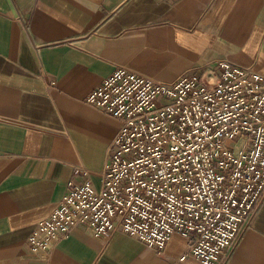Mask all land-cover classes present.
<instances>
[{
  "label": "crops",
  "instance_id": "1",
  "mask_svg": "<svg viewBox=\"0 0 264 264\" xmlns=\"http://www.w3.org/2000/svg\"><path fill=\"white\" fill-rule=\"evenodd\" d=\"M221 58L264 72V0H0V264H203L179 233L159 250L79 225L48 256L26 238L71 178L101 184L121 121L85 98L105 76L172 82ZM228 253L264 264V203Z\"/></svg>",
  "mask_w": 264,
  "mask_h": 264
},
{
  "label": "built area",
  "instance_id": "2",
  "mask_svg": "<svg viewBox=\"0 0 264 264\" xmlns=\"http://www.w3.org/2000/svg\"><path fill=\"white\" fill-rule=\"evenodd\" d=\"M85 101L121 121L101 184L71 178L26 238L30 249L48 256L83 225L159 250L179 233L183 256L224 261L264 203V72L221 58L165 82L120 65Z\"/></svg>",
  "mask_w": 264,
  "mask_h": 264
}]
</instances>
